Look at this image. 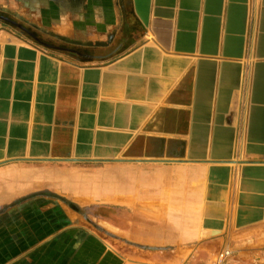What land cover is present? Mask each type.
<instances>
[{
    "label": "crops",
    "instance_id": "1",
    "mask_svg": "<svg viewBox=\"0 0 264 264\" xmlns=\"http://www.w3.org/2000/svg\"><path fill=\"white\" fill-rule=\"evenodd\" d=\"M9 3L0 264H264V0Z\"/></svg>",
    "mask_w": 264,
    "mask_h": 264
},
{
    "label": "rangeland",
    "instance_id": "2",
    "mask_svg": "<svg viewBox=\"0 0 264 264\" xmlns=\"http://www.w3.org/2000/svg\"><path fill=\"white\" fill-rule=\"evenodd\" d=\"M9 7L12 8L13 7V3H9V0H0V16L9 18L10 20H13L14 22H17L18 24L23 26L25 29H27L29 32L35 33V35H36V32H40L39 30L34 29V27H32L30 24H28L24 19H22L20 17H16L12 13V11L9 10ZM15 7H18V6L16 5V6H14V8ZM0 26L4 27L6 29H9V30H13L15 32L18 31L20 34H23V35H26V36H30L29 34L17 29L16 27H14L12 25H9V24L5 23L4 21H0ZM225 250H223V251H225Z\"/></svg>",
    "mask_w": 264,
    "mask_h": 264
},
{
    "label": "flooded vegetation",
    "instance_id": "3",
    "mask_svg": "<svg viewBox=\"0 0 264 264\" xmlns=\"http://www.w3.org/2000/svg\"><path fill=\"white\" fill-rule=\"evenodd\" d=\"M0 21H4L5 23L9 24V25H12L14 27H16L17 29L27 33V34H32V36H35V34L33 33H30L27 29H25L23 26H21L20 24H18L17 22H14L13 20H10L9 18H6V17H3V16H0Z\"/></svg>",
    "mask_w": 264,
    "mask_h": 264
},
{
    "label": "built area",
    "instance_id": "4",
    "mask_svg": "<svg viewBox=\"0 0 264 264\" xmlns=\"http://www.w3.org/2000/svg\"><path fill=\"white\" fill-rule=\"evenodd\" d=\"M230 257V252L223 251L218 257V264H223Z\"/></svg>",
    "mask_w": 264,
    "mask_h": 264
}]
</instances>
